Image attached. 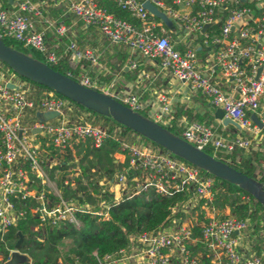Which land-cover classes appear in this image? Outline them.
I'll return each instance as SVG.
<instances>
[{
  "label": "built area",
  "instance_id": "obj_1",
  "mask_svg": "<svg viewBox=\"0 0 264 264\" xmlns=\"http://www.w3.org/2000/svg\"><path fill=\"white\" fill-rule=\"evenodd\" d=\"M113 1L139 26L115 17L95 0H51L40 4L10 0L9 8L2 7L0 1V39H11L36 51L46 65L60 59L70 69L79 65L76 74L66 71L64 75L163 127L169 125L170 107L164 92L158 91L153 99L146 100L141 90L114 89L113 81L98 78L108 74L109 69L98 61L95 49L66 37L63 24L47 22L44 27L67 38L62 52L57 54L47 47L44 29L34 27L35 19L42 18V5L64 3L75 20L126 50L130 56L127 68L134 69L138 58L154 60L157 72L199 93L210 107L220 109L243 132L223 136L203 122L185 120L178 137L196 149H209L214 158L218 152L264 148V0H170L169 4L162 0ZM145 2L162 12L173 29L158 34L155 30L161 28L160 23L148 20L153 15L144 8ZM204 25L207 26L203 28ZM174 44L181 47L174 48ZM197 50L205 51L204 56L200 57ZM81 61H87L89 66L79 64ZM222 80L229 82L230 88H225ZM70 108L67 99L55 96L0 62V236L16 218L9 199L13 194L34 199L31 212L37 214L40 224L70 223L79 227L76 212L107 218L104 202H97L95 209L85 200L78 203L72 198L62 199L54 180L47 176L42 143L61 150L79 139L87 138L97 145L104 138H119L118 127L96 123L88 111L72 116ZM47 112L57 115L41 118ZM118 141L117 153L126 164L108 182L114 201L149 187L160 195L184 191L187 196L169 207L168 216L155 229L128 232L122 247L94 255L95 264H264V229L258 230L248 217L218 215L210 205L214 192L211 175L132 131ZM57 159L48 158L47 167L55 165ZM29 173L57 197L52 206L47 207L42 191L36 193L30 186L33 181Z\"/></svg>",
  "mask_w": 264,
  "mask_h": 264
},
{
  "label": "trees",
  "instance_id": "obj_2",
  "mask_svg": "<svg viewBox=\"0 0 264 264\" xmlns=\"http://www.w3.org/2000/svg\"><path fill=\"white\" fill-rule=\"evenodd\" d=\"M0 1L2 7L9 8L8 0ZM95 2L115 17L139 26V22L130 16L126 10L119 8L113 0H95ZM162 2L169 4L170 0H162ZM148 20L159 22L160 26L165 29L172 28L171 23L160 21L155 16L149 15ZM155 31L160 34L158 28ZM2 41L9 47L41 60L38 57L41 55L34 50L30 49L32 53L29 54L26 47L15 44L11 39L3 38ZM174 48H179V44H174ZM113 49V53L107 55L104 60L111 69H114L115 65L119 68L123 65V61L130 57L126 50L121 47H114ZM113 56L116 57L117 63L109 62ZM48 66L59 73L64 74L66 71H70L73 75L80 68L77 65L70 69L64 59H60L56 64H48ZM139 69L141 68L137 61V66L133 70L138 72ZM90 75L93 74L90 73ZM98 78L105 82L110 79L108 75H98ZM36 85L45 88L42 85ZM54 94L61 97L56 93ZM68 104L74 112H90L93 120L100 125H107L111 128L118 127L120 129L119 138L121 136L127 137L131 133V130L114 122L109 117L98 115L71 101H68ZM193 118L214 128L211 111H207L201 116L195 115ZM165 128L175 135L180 130L173 121ZM227 129L236 131L230 125L227 126ZM119 138L117 140L104 138L97 145H94L87 138L79 139L61 150L52 147L50 144L44 146L42 143L45 151L43 158L47 176L54 180L61 198H72L78 203L85 200L95 209L97 208L96 203L102 201L107 205V218L86 212H76L75 215L80 222L79 227L70 223H63L58 226L40 224L37 214L31 212L36 204L34 199L30 197L21 198L19 194L10 195L9 199L16 218L0 236V264L8 258L10 250L14 248L18 238L17 233L22 235L18 251L27 254L30 258L28 263L23 264H56L58 262L62 264H95L94 255L101 256L122 247L126 241L125 234L128 232L155 229L168 216L169 207L186 198L187 193L184 191L175 192L172 195H160L152 187H149L130 197L123 196L114 201L112 192L108 189V182L114 173L121 170L126 164V160L123 163H118L113 158V154L119 151ZM204 151L211 154L209 149H204ZM54 156L58 158L57 163L47 167L48 158ZM74 157L75 162H73ZM215 158L264 185V148H250L238 152L232 151L228 154L218 152ZM74 165H76L78 173L68 176L67 174L71 172L70 170ZM28 177L33 181L30 186L35 189L36 193L42 191L48 202L47 207L52 206L57 201V197L49 193L45 186L40 185L34 175L29 173ZM212 177V190L214 192L210 205L218 211V215L248 217L254 222L258 230L264 229V220H262L264 218V206L238 186ZM100 181L104 184L100 185ZM224 210L227 213H224Z\"/></svg>",
  "mask_w": 264,
  "mask_h": 264
},
{
  "label": "water",
  "instance_id": "obj_3",
  "mask_svg": "<svg viewBox=\"0 0 264 264\" xmlns=\"http://www.w3.org/2000/svg\"><path fill=\"white\" fill-rule=\"evenodd\" d=\"M8 1L10 2V0ZM143 6L153 16L166 21L165 15L150 3L145 2ZM206 26L204 25L203 28ZM0 62L17 75L44 86L68 101L76 103L98 115L109 117L114 122L163 148L173 156L203 170L207 174L238 186L264 206V185L254 178L244 175L226 163L215 159L205 151L196 149L177 135L168 131L165 127L141 114L131 111L110 96L87 88L64 74L53 70L42 61L7 46L1 39ZM55 115H57V112H47L43 113L41 118H50ZM213 118L219 120L223 126L230 125L235 129H239L238 124L224 116L220 109L213 111ZM252 120L258 127H261L255 117H252ZM17 236L18 238L13 250L10 251L8 258L2 264H23L30 261L27 254L18 251L22 235L17 233Z\"/></svg>",
  "mask_w": 264,
  "mask_h": 264
},
{
  "label": "crops",
  "instance_id": "obj_4",
  "mask_svg": "<svg viewBox=\"0 0 264 264\" xmlns=\"http://www.w3.org/2000/svg\"><path fill=\"white\" fill-rule=\"evenodd\" d=\"M31 1L33 3L40 4V2H49L51 0ZM40 9L42 11V18L35 19L34 27L36 29H44V27L47 25V22H53L55 25L61 23L67 28L66 37L68 36L72 39L74 38L77 43L81 46L92 45L91 47L95 49V52L98 55V61L109 69V73L106 75L110 77L109 81H113L114 89L118 91L141 90L143 92L142 98L146 100L151 98L153 99V97L158 91L164 92L170 107L169 123L173 121L175 125H177V127H179L180 129V126L183 121L196 120L193 118V116H201L205 112L211 111L212 124H214L213 127L217 134L229 136L231 134L243 133L240 129H235L233 127L236 131H232L231 129H227V126L221 125L219 120L213 118V111L215 109L210 107L199 93L191 91L186 84L172 79L166 73L157 72L154 60L138 58L137 61L140 64L141 68L138 72H135L133 69H129L126 67L125 64L127 59L123 61V65H121L119 68L115 65L114 69H111L105 64L104 60L105 57H107V55H111L113 51H111V53H106V51H104L105 48H97L95 44L97 45L100 43L101 36L93 27H85L81 24L80 21L75 20L73 15L66 10V6L64 3H60L57 5L48 4L47 6L42 5ZM170 30H172V28L165 29L161 27L159 29V32L166 34ZM66 37L58 36L52 28L44 29L45 44L48 48L52 49L57 54L62 52L65 42H67ZM92 39L94 40V42H91ZM204 52L205 51L197 50V53L198 55H200V57L204 56ZM109 62L113 64L117 63L116 57H111ZM79 64H82L85 67L89 66V63L87 61H81ZM133 75L135 76L133 77ZM222 82L225 88H230L229 82H225L224 80H222ZM72 110L73 109L71 107L70 112L72 116H75L77 113L80 112H74ZM252 148L254 149V147ZM113 158L114 161L118 163H122L124 161L122 155L118 154L117 152L113 154ZM75 161L76 159L74 157L73 162ZM72 170L74 171L73 173ZM70 171L71 172L67 174L68 176L77 174L78 169L76 165H74V167H72ZM113 194L115 196L118 195L116 191H114ZM224 213H227V211L224 210Z\"/></svg>",
  "mask_w": 264,
  "mask_h": 264
},
{
  "label": "rangeland",
  "instance_id": "obj_5",
  "mask_svg": "<svg viewBox=\"0 0 264 264\" xmlns=\"http://www.w3.org/2000/svg\"><path fill=\"white\" fill-rule=\"evenodd\" d=\"M172 34H173V36H175L174 35V33L172 32ZM91 42H94V40L92 39L91 40ZM105 45V46H104ZM90 46H92V45H90ZM95 46L97 47V48H102V49H104V51H106V53L108 52V53H111V51H113L112 49L114 48V47H117V48H119V47H121V48H123L121 45H118V44H113V43H110V42H108V41H106V40H104V39H100V43L99 44H95ZM99 46H101V47H99ZM124 49V48H123ZM26 50L28 51V53L29 54H31L32 52L30 51V49H28V48H26ZM40 59H41V61H43L42 60V57H40V56H38ZM53 185V184H52Z\"/></svg>",
  "mask_w": 264,
  "mask_h": 264
}]
</instances>
